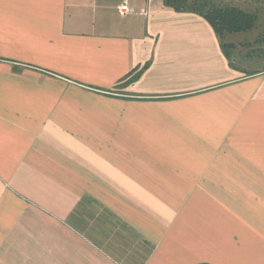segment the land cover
Wrapping results in <instances>:
<instances>
[{
  "label": "crops",
  "instance_id": "0c3cea01",
  "mask_svg": "<svg viewBox=\"0 0 264 264\" xmlns=\"http://www.w3.org/2000/svg\"><path fill=\"white\" fill-rule=\"evenodd\" d=\"M0 264H264V71L164 0H0Z\"/></svg>",
  "mask_w": 264,
  "mask_h": 264
},
{
  "label": "trees",
  "instance_id": "16d2710c",
  "mask_svg": "<svg viewBox=\"0 0 264 264\" xmlns=\"http://www.w3.org/2000/svg\"><path fill=\"white\" fill-rule=\"evenodd\" d=\"M242 1L247 0H164V4L204 17L214 28L230 66L253 75L264 71V29L254 37L235 36L257 30L260 21L261 11L240 5ZM140 74L135 73L128 81Z\"/></svg>",
  "mask_w": 264,
  "mask_h": 264
},
{
  "label": "rangeland",
  "instance_id": "374dc122",
  "mask_svg": "<svg viewBox=\"0 0 264 264\" xmlns=\"http://www.w3.org/2000/svg\"><path fill=\"white\" fill-rule=\"evenodd\" d=\"M240 5L254 10V11H261V15H260V21H259V26L257 30H253L251 32H247V33H241L235 36H239V38L241 37H254L255 35L258 34L259 31H261L262 29H264V0H247V1H242L241 3H239ZM253 32V33H252Z\"/></svg>",
  "mask_w": 264,
  "mask_h": 264
},
{
  "label": "built area",
  "instance_id": "2783aa9c",
  "mask_svg": "<svg viewBox=\"0 0 264 264\" xmlns=\"http://www.w3.org/2000/svg\"><path fill=\"white\" fill-rule=\"evenodd\" d=\"M119 12L121 14H132V13H137L138 11L134 7H132L129 3L124 2L119 6Z\"/></svg>",
  "mask_w": 264,
  "mask_h": 264
}]
</instances>
